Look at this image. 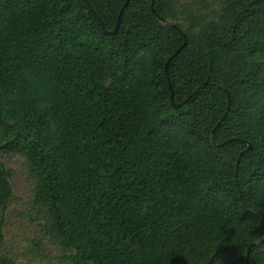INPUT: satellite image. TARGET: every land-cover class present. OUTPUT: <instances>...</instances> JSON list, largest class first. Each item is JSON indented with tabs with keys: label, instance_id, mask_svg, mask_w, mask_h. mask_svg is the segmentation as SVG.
Wrapping results in <instances>:
<instances>
[{
	"label": "trees",
	"instance_id": "obj_1",
	"mask_svg": "<svg viewBox=\"0 0 264 264\" xmlns=\"http://www.w3.org/2000/svg\"><path fill=\"white\" fill-rule=\"evenodd\" d=\"M124 2L0 0V153L44 236L71 264H264V0Z\"/></svg>",
	"mask_w": 264,
	"mask_h": 264
},
{
	"label": "rangeland",
	"instance_id": "obj_2",
	"mask_svg": "<svg viewBox=\"0 0 264 264\" xmlns=\"http://www.w3.org/2000/svg\"><path fill=\"white\" fill-rule=\"evenodd\" d=\"M194 10L215 3L219 7L220 0H182ZM0 158L10 170L11 197L7 202L4 220V247L16 264H71L63 257L58 247L51 244L44 236L39 221L29 200L32 183L27 174L26 163L22 156L16 154L2 155ZM36 241L40 245L35 244Z\"/></svg>",
	"mask_w": 264,
	"mask_h": 264
},
{
	"label": "water",
	"instance_id": "obj_3",
	"mask_svg": "<svg viewBox=\"0 0 264 264\" xmlns=\"http://www.w3.org/2000/svg\"><path fill=\"white\" fill-rule=\"evenodd\" d=\"M128 2V0H125V2H124V5H126V3ZM124 5H123V7H124ZM123 7L121 8V10H120V12H119V15H118V20H117V25L115 26V28H114V31L117 29V27H118V21H119V18H120V15H121V12H122V9H123ZM151 7L153 8V4L151 3ZM98 19L100 20V23L102 24V21H101V19L98 17ZM108 33H111V32H108ZM180 49V48H179ZM179 50H176V52L175 53H177ZM170 59V58H169ZM168 59V60H169ZM168 60H167V62H168ZM167 62L165 63V72H166V75H167V78H168V80H169V77H168V74H167ZM169 86H170V90H172L171 89V84H170V82H169ZM170 99H171V102H172V104H173V107L174 108H177V107H179L180 106V104H175V103H173V96H172V93L170 94Z\"/></svg>",
	"mask_w": 264,
	"mask_h": 264
}]
</instances>
